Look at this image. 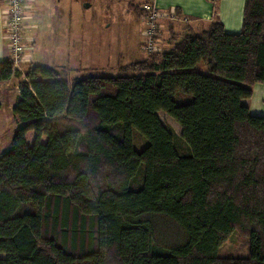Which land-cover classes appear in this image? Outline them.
<instances>
[{
	"label": "trees",
	"instance_id": "obj_1",
	"mask_svg": "<svg viewBox=\"0 0 264 264\" xmlns=\"http://www.w3.org/2000/svg\"><path fill=\"white\" fill-rule=\"evenodd\" d=\"M167 47L116 75L27 66L0 152V264H264V116L242 103L264 83V0L238 33L214 20ZM17 73L0 61V82ZM236 229L246 252L219 256Z\"/></svg>",
	"mask_w": 264,
	"mask_h": 264
},
{
	"label": "rangeland",
	"instance_id": "obj_2",
	"mask_svg": "<svg viewBox=\"0 0 264 264\" xmlns=\"http://www.w3.org/2000/svg\"><path fill=\"white\" fill-rule=\"evenodd\" d=\"M41 1L35 0L33 3L40 9L37 16L31 17L26 12L24 19L23 35L27 40V52L34 65L49 66L58 70L60 79L116 75V58L119 53L123 54V61L127 63L140 60L143 54H147L143 49L146 40L144 20L142 16L141 21L132 16L125 0ZM169 20L162 18L159 22L157 50L168 48L164 42L166 38H170L165 36L166 23ZM31 30L37 32L38 36L32 50L28 33ZM6 41L8 44L7 38ZM67 59L68 63L64 61ZM58 63H61L59 66L65 67H58ZM26 64L27 62H23L15 68L18 69V74L10 84L0 83V152L7 148L19 126L11 113L17 98L15 89L12 88L13 83L25 80ZM195 69L207 73L202 64H198ZM158 118L164 126L180 136V127L174 120L163 112L158 113ZM28 138L31 140L32 134H29ZM133 138L136 147L143 146L144 141L136 132ZM177 144L180 146L182 143L177 140ZM247 241V234L236 229L221 244L218 255H242L246 252Z\"/></svg>",
	"mask_w": 264,
	"mask_h": 264
},
{
	"label": "crops",
	"instance_id": "obj_3",
	"mask_svg": "<svg viewBox=\"0 0 264 264\" xmlns=\"http://www.w3.org/2000/svg\"><path fill=\"white\" fill-rule=\"evenodd\" d=\"M23 2L26 5V12L29 13L31 17L37 16L40 9H37L36 6L33 5L35 0H23ZM137 2H151L160 12L163 13L168 14L171 10L176 12V18L174 20H169L166 23L167 29L165 33H167V35L165 34V36L171 37L172 34L184 35L187 29L202 31L206 29L208 25L214 20H218L219 22H221L224 30L227 33H238L241 29L245 0H137ZM5 9V0H0V61L9 59V49L6 41L4 26ZM132 16L136 20L141 21V18H137L133 14ZM26 27L29 28V25H27ZM32 32L33 30L28 32L30 41L32 42L31 50L34 49L33 47L36 43L35 40L38 39L37 32H33V34ZM167 42L168 39L166 38V41L164 43L167 44ZM122 55V53H119L116 58V63L118 64L117 72L121 64H128L127 62L123 61L124 57ZM144 57L145 56L143 54L142 58ZM64 61L68 63L69 59ZM24 62H27V66L34 65L28 52L26 53V60ZM59 65H61V63H58V67H65ZM27 66L25 69H27ZM17 74L13 75L10 79L2 81L0 83L6 85L10 84L12 80L15 79L14 77H17ZM18 83H13L14 87L12 88V90L15 89V92L17 94L16 97L18 96ZM242 103L248 108L250 114L264 116V83H257L253 85L251 96L247 99L242 100Z\"/></svg>",
	"mask_w": 264,
	"mask_h": 264
},
{
	"label": "built area",
	"instance_id": "obj_4",
	"mask_svg": "<svg viewBox=\"0 0 264 264\" xmlns=\"http://www.w3.org/2000/svg\"><path fill=\"white\" fill-rule=\"evenodd\" d=\"M5 36L8 40L9 59L14 69L26 60L27 45L23 35L24 19L26 18V5L23 0H5ZM144 14V36L145 43L143 49L146 53H153L157 50L156 42L162 18L174 20L175 13L160 12L151 2H146L141 6Z\"/></svg>",
	"mask_w": 264,
	"mask_h": 264
}]
</instances>
